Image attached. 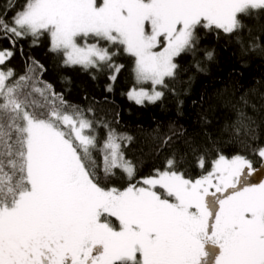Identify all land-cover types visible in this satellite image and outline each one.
Here are the masks:
<instances>
[{"label": "snow or ice", "instance_id": "6c2138e0", "mask_svg": "<svg viewBox=\"0 0 264 264\" xmlns=\"http://www.w3.org/2000/svg\"><path fill=\"white\" fill-rule=\"evenodd\" d=\"M261 14L264 0H0V41L9 45L0 47V264H264V179H252L257 161L264 169V119L247 111L264 105L249 92L225 101L235 114L227 142L247 154L225 155L212 141L210 168L197 156L199 176L181 170L185 157L174 152L138 179L119 113L98 118L93 105L68 102L23 43L47 40L62 67L92 79L106 72L109 93L125 68L119 58H130L126 96L144 106L179 96L178 57L205 71L196 59L202 32L222 33L242 56L264 55V30L253 36L244 23ZM17 54L21 74L10 64ZM203 55L211 61L214 50ZM183 135L153 139L162 150Z\"/></svg>", "mask_w": 264, "mask_h": 264}, {"label": "trees", "instance_id": "16d2710c", "mask_svg": "<svg viewBox=\"0 0 264 264\" xmlns=\"http://www.w3.org/2000/svg\"><path fill=\"white\" fill-rule=\"evenodd\" d=\"M244 23L252 30L253 36L259 35L264 30V14L244 18ZM245 35L247 36V29ZM201 36L200 52L196 59L201 61L205 71H196L191 55L178 57L179 78L172 86L179 96L174 97L168 93L162 102L144 106L136 105L126 96V92L134 84L130 58H119L118 62L123 63L125 68L119 74L114 91L109 93L105 91V86L109 83L106 72L98 73L97 78L92 79L90 73L79 67H62L61 58L48 51L47 40H42L39 46L31 49H28L26 42L23 43L26 52L30 51L47 68L43 79L51 83L56 92L62 93L68 102L83 107L93 105L98 118L112 120L119 113V129L134 137L127 149V157L136 163L138 179L151 175L155 168H162L165 159L174 152L178 159L180 156L185 157L181 170L195 178L201 174V169L196 164L198 155L207 156L210 168L211 159L216 154L212 150V141L216 142L215 146L221 148L225 155L231 156L236 152L247 154L239 145L227 142L229 134L224 131L225 125L235 118V114L225 101L233 94L238 97L249 92L252 103L258 108L264 105V55L256 53L242 56L238 46L230 43L222 33L219 39L215 33L202 32ZM8 46L7 41H0V47ZM204 50H214L211 61L204 59ZM10 64L17 74L24 71L19 54ZM247 111L258 120L264 119V109L259 113H254L251 108ZM170 129H182L184 135L174 138L169 147L158 150L153 139L154 133L166 134ZM186 140H191L200 151L196 154L189 151ZM260 142L264 143V129L260 133ZM255 166L258 169L261 167L258 161Z\"/></svg>", "mask_w": 264, "mask_h": 264}, {"label": "rangeland", "instance_id": "374dc122", "mask_svg": "<svg viewBox=\"0 0 264 264\" xmlns=\"http://www.w3.org/2000/svg\"><path fill=\"white\" fill-rule=\"evenodd\" d=\"M252 179H253V182H258L260 179H264V169H261L260 167L258 169V174H256Z\"/></svg>", "mask_w": 264, "mask_h": 264}]
</instances>
